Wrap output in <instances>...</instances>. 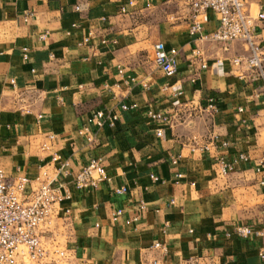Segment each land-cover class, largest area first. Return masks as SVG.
<instances>
[{"label": "crops", "instance_id": "crops-1", "mask_svg": "<svg viewBox=\"0 0 264 264\" xmlns=\"http://www.w3.org/2000/svg\"><path fill=\"white\" fill-rule=\"evenodd\" d=\"M259 8L248 0L252 16ZM208 16L205 34L219 25ZM190 24L184 0H0V167L10 180L49 168L72 192L38 264H264V238L234 231L264 228V82L233 63L250 55L245 41L203 39ZM256 26L264 49V21ZM158 42L179 50L172 77L154 61ZM92 160L109 180L76 190Z\"/></svg>", "mask_w": 264, "mask_h": 264}, {"label": "built area", "instance_id": "built-area-1", "mask_svg": "<svg viewBox=\"0 0 264 264\" xmlns=\"http://www.w3.org/2000/svg\"><path fill=\"white\" fill-rule=\"evenodd\" d=\"M191 9V24L189 32L191 35L199 34L203 39H210L224 44L236 40L245 41L250 48V55L237 56L233 59L236 66L245 65L248 69L247 75L251 80H262L264 82V49L257 42L256 21H264V0H259L260 8L255 16L247 11L248 0H184ZM79 9V7H77ZM126 12V8L122 7ZM213 12L219 21L218 28L210 34L204 33V23L208 20V13ZM33 13L28 12L27 16ZM46 34L43 36L45 37ZM154 61L157 66L168 77L176 74L178 69L179 50L175 47L167 48L164 42L155 44ZM194 55L202 61L201 66L205 68L204 54L201 49H196ZM25 59L28 55L25 52ZM14 83V80H13ZM264 101V84L256 94ZM127 109V105H123ZM206 110L210 115L218 111L217 101L209 99ZM148 116L158 123L166 122L167 116L161 112L149 110ZM98 126H102L105 113L98 111L94 115ZM117 116H113L114 122ZM88 129H85V131ZM81 133L84 131L81 130ZM162 128L157 129V135L162 136ZM205 148V147H204ZM247 155L242 153L233 164L222 163V171L226 173L231 170L240 160H246ZM56 160V157H54ZM176 163V160H174ZM65 163L63 167H66ZM260 181L264 185V168ZM94 172L96 174H94ZM157 180V177H154ZM109 180L106 170L95 160L81 170L73 180L76 190L93 189L99 186L101 181ZM118 193H126V187L117 189ZM72 197V192L67 186L59 181L58 175L52 176L49 168H44L40 175L33 179L29 176H19L10 180L5 170L0 167V264H20V257H28L35 264L47 257V250L41 237L45 230L52 227L60 216L63 203ZM141 208H145L144 205ZM123 214L121 209L112 212L113 219ZM235 233L247 239L251 236H262L264 228L256 229L253 225L237 224ZM156 243L155 247H159ZM64 256V251H57ZM259 256L264 263V245L259 250ZM150 264H166L162 260L155 259Z\"/></svg>", "mask_w": 264, "mask_h": 264}]
</instances>
